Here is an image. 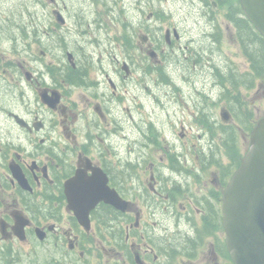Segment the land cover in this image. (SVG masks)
<instances>
[{
    "label": "flooded vegetation",
    "instance_id": "af4514ba",
    "mask_svg": "<svg viewBox=\"0 0 264 264\" xmlns=\"http://www.w3.org/2000/svg\"><path fill=\"white\" fill-rule=\"evenodd\" d=\"M92 1L75 25L89 14L98 45L124 47L117 72L90 71L77 52L55 66L16 61L9 45L0 52V264H223V191L264 116L254 99L264 74L243 54L245 30L225 6L222 28L218 0H193L189 25L163 37L165 10L126 19L110 0ZM0 30V44L12 43ZM135 72L151 80V101L136 110L125 94ZM155 73L170 89L154 84ZM75 192L88 195L77 201ZM91 198L84 224L74 208Z\"/></svg>",
    "mask_w": 264,
    "mask_h": 264
},
{
    "label": "rangeland",
    "instance_id": "374dc122",
    "mask_svg": "<svg viewBox=\"0 0 264 264\" xmlns=\"http://www.w3.org/2000/svg\"><path fill=\"white\" fill-rule=\"evenodd\" d=\"M61 8L64 7V13L67 18V25L63 28L55 26V17L53 14L54 5L50 0H0V28L7 26L8 34L12 36L13 42L8 44L2 41L0 44V52L6 50V46H11L13 54L11 57L16 61H25L37 64V61L44 66H55L64 57L67 62V52H77L80 57L87 63L90 71L94 70L95 66L103 65L109 72H117V58H121L124 53V47L115 43L109 45H98L96 41L100 39L98 32L92 30L89 25V14L83 13L85 16L82 26L75 25L74 19H77L76 14H81V11H95V6L92 5V0H61ZM198 1V0H196ZM109 6L113 3L125 11V18H138L141 16L146 19L149 12L165 10L166 16L164 19L158 20V35L163 37L167 27L177 26L180 29L186 28L191 21V8H193V0H110ZM123 2V4H120ZM195 7V5H194ZM225 7H218V23L225 30L228 22L224 15ZM93 15V14H92ZM126 19H124L126 21ZM113 26V23H111ZM192 25V24H191ZM24 27V29H23ZM57 29V30H56ZM129 31L127 30V33ZM114 31L110 34L105 33L107 37H112ZM4 35V34H3ZM61 35L64 40H56V36ZM137 36V34H135ZM98 37V39H96ZM116 38V37H114ZM138 36L136 37V39ZM10 40V39H9ZM96 40V41H95ZM103 40L101 42L109 41ZM116 38V41L120 42ZM224 42H228V36L224 37ZM114 42V41H112ZM1 43V42H0ZM11 44V45H10ZM226 46V45H225ZM104 47H106L104 49ZM9 49V48H8ZM45 51L46 53H43ZM241 54V53H240ZM103 58L101 63L100 58ZM236 59L235 55L233 56ZM90 62V63H89ZM92 62V65H91ZM89 63V65H88ZM120 68V66H119ZM123 68V64H122ZM172 70V67H171ZM145 74L143 73V76ZM129 76V74H127ZM155 85L161 89H170L168 81L161 79L157 73L152 77ZM128 85L125 90L127 95V106L132 105L134 110L137 109L141 99L148 102L151 97L148 95L146 87L147 82H151L150 77L144 83L141 79L137 80V72L127 81ZM156 92V90H155ZM86 89H77L75 97L79 100L85 97ZM164 92H160L163 94ZM156 99V97H154ZM255 103L260 114L264 113V93L254 95ZM161 100V98H160ZM166 103V101H163ZM131 136V135H130Z\"/></svg>",
    "mask_w": 264,
    "mask_h": 264
},
{
    "label": "water",
    "instance_id": "95a60500",
    "mask_svg": "<svg viewBox=\"0 0 264 264\" xmlns=\"http://www.w3.org/2000/svg\"><path fill=\"white\" fill-rule=\"evenodd\" d=\"M240 2L246 16L264 36V0ZM59 19L64 21L61 15ZM80 178L78 175L73 180ZM110 194L111 192H107L103 199L124 209V203L110 197ZM77 195L87 196L88 193L75 192L74 199L79 201ZM97 201L91 198L90 204L81 210L75 206L74 209L82 223L89 222V211ZM83 217H86L87 221L83 220ZM223 225L226 231V246L233 264H264V117L254 127L250 149L224 191Z\"/></svg>",
    "mask_w": 264,
    "mask_h": 264
},
{
    "label": "trees",
    "instance_id": "16d2710c",
    "mask_svg": "<svg viewBox=\"0 0 264 264\" xmlns=\"http://www.w3.org/2000/svg\"><path fill=\"white\" fill-rule=\"evenodd\" d=\"M218 2L219 5L226 7V16L238 29V34L244 35L242 31L245 30L246 35L244 37L238 36L241 41V45L244 48V52L248 55V57L252 58L254 71L264 74V37L255 29L254 25L247 17L241 16V14L244 13L239 0H218ZM248 40L252 43L251 48L248 46V43H246ZM221 228L222 223H219L218 230ZM221 244L220 254L223 257V263L232 264L231 257L222 238Z\"/></svg>",
    "mask_w": 264,
    "mask_h": 264
}]
</instances>
